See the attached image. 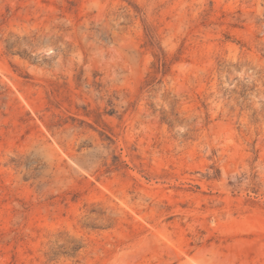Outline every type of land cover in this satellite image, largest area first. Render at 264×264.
<instances>
[{"label":"rangeland","instance_id":"374dc122","mask_svg":"<svg viewBox=\"0 0 264 264\" xmlns=\"http://www.w3.org/2000/svg\"><path fill=\"white\" fill-rule=\"evenodd\" d=\"M0 264H264V0H0Z\"/></svg>","mask_w":264,"mask_h":264}]
</instances>
